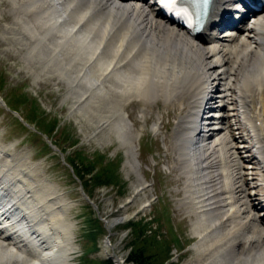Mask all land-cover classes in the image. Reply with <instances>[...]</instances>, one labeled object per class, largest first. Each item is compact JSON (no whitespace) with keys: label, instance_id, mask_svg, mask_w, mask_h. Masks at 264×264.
Returning a JSON list of instances; mask_svg holds the SVG:
<instances>
[{"label":"bare ground","instance_id":"1","mask_svg":"<svg viewBox=\"0 0 264 264\" xmlns=\"http://www.w3.org/2000/svg\"><path fill=\"white\" fill-rule=\"evenodd\" d=\"M10 1L7 33L20 45L12 56L25 48L27 72L55 75L66 84L71 113L83 112L93 133L116 138L136 176V196L147 185L125 113L131 119L136 109L143 119L148 113L146 122L168 119L157 160L169 169L164 186L175 187L167 190L173 214L162 204L152 217L188 220L195 246L187 264H264V215L254 208L257 199L264 209V10L220 38L205 31L244 19L228 16L232 0H213L195 36L161 18L156 0ZM210 99L219 115L206 118L200 109ZM229 99L232 111L220 113ZM13 148L0 144V264H74L65 201ZM127 217L113 218L109 228Z\"/></svg>","mask_w":264,"mask_h":264},{"label":"rangeland","instance_id":"2","mask_svg":"<svg viewBox=\"0 0 264 264\" xmlns=\"http://www.w3.org/2000/svg\"><path fill=\"white\" fill-rule=\"evenodd\" d=\"M11 11L12 2L0 0V82L4 86H0L2 100L0 102V144L7 147L12 145L14 147L12 153L24 154L28 161L36 166L39 178L47 180L57 187L67 205L65 213L71 222V241L74 248L71 261L74 264H80V255L87 251V248H91L92 243L86 239L85 232L88 231V225L95 219L98 221V226H102L103 234L98 240V251L88 252V254L91 258H102L106 254V248L110 255L117 257L120 264H128L125 262V256L129 248L128 237L130 235L127 236L128 230L122 225L126 221L134 220L132 218L145 215V221L151 219L153 226L158 225L157 232L161 234H158L157 238L171 240L169 259L165 264H187L193 256L195 246L188 220L185 219L181 223L180 218L172 217L168 222L165 217H162L157 222L152 217L156 210L159 213L162 204L166 205L171 212L174 205V197L167 190L173 191L175 187L164 186L169 177V169L163 161L157 160L159 155H164L165 144L161 127L168 119H155L146 122L148 113L143 119L139 110L136 109L134 112L135 124L134 119L125 113L127 123L134 136L135 163L139 171L137 172L147 185L145 192H140L136 196L134 193L136 176L125 167V150L116 138L106 131L93 133L95 125L87 121L88 117L83 112L71 113L72 103L69 98H66V84L58 80L55 75L42 74L34 77L27 72L23 59L25 48L20 49L22 52H18L17 57L12 56L13 48L17 50L20 45L16 44L12 35L7 33V28L11 26L13 19ZM230 29L232 28L225 31L235 32ZM216 32L219 34V31ZM3 36L4 38H2ZM240 40H243V37ZM196 43L200 44L199 41ZM236 43L237 40L230 45L234 46ZM201 44L203 45V42ZM213 74L215 76L216 72ZM235 78L237 79V77ZM23 91L28 97L36 100L37 110L44 111L43 118L37 116V120L30 122L25 117L23 118L20 112L13 113L12 109L9 110L5 107L6 100L4 98L7 97L5 94L9 93L10 95L16 92L20 95ZM19 106L24 108L22 105ZM233 107L229 99L228 104L221 109L220 113H230ZM214 109L213 112L217 111L216 108ZM207 112L208 110H206V114ZM155 115L159 116L157 108H155ZM53 118L59 119V124L48 138L44 127L39 124L41 122L39 120L49 123ZM234 120L235 118L232 117L231 121L234 122ZM234 135H238V132H235ZM237 146H239V142ZM75 151L84 154L89 160H94V163L102 160L105 165L107 160L114 159L115 164L118 165L116 182L109 186L93 187L90 190L91 198L87 199L88 191L84 189L83 183L76 175L74 177L71 166L65 161L66 155H74ZM247 163L250 161H244L243 165L248 166ZM251 166L250 164L247 167L249 173L254 172ZM254 184L252 183L251 187ZM262 190L264 188L261 185ZM252 191H249L251 195ZM146 199L148 200L146 209L139 214L138 209ZM94 206L97 208L95 209ZM259 208L256 209L258 212H260ZM256 210L255 214L258 215ZM123 215L128 216L124 222L108 227L110 220ZM168 223L170 224L167 225ZM105 244L109 246L107 247Z\"/></svg>","mask_w":264,"mask_h":264},{"label":"trees","instance_id":"3","mask_svg":"<svg viewBox=\"0 0 264 264\" xmlns=\"http://www.w3.org/2000/svg\"><path fill=\"white\" fill-rule=\"evenodd\" d=\"M12 102V107L18 110L19 108L22 109L26 120L30 122L37 120V116L40 118L44 117V111H38L36 108V100L29 98L25 94L19 97L15 95ZM19 105L24 106V108H21ZM27 105L29 106L27 107ZM37 111L38 113H36ZM57 120V118H53L49 123H45L44 120H39L41 121L39 124L42 125L45 132L51 136V133L56 129ZM68 159L74 168L76 177L78 179L80 178L79 180L81 182L83 181L84 188L89 194L93 187L110 185L116 182L117 164L115 163H111V165L107 162L104 165L102 160L94 163V160H89V158L78 151ZM126 226L130 228V239L128 241L130 251L127 255V262H131V264H165L167 262L169 259L168 253L171 248V240L157 238L158 234L161 233H158L157 229H153L151 221H143V219L132 220L129 221ZM92 228H95V230H92ZM102 232V226H98V221L93 219L88 225V231L85 232L86 239L92 241L95 247L97 238ZM80 264L113 263L109 259H91L83 255L80 257Z\"/></svg>","mask_w":264,"mask_h":264},{"label":"snow or ice","instance_id":"4","mask_svg":"<svg viewBox=\"0 0 264 264\" xmlns=\"http://www.w3.org/2000/svg\"><path fill=\"white\" fill-rule=\"evenodd\" d=\"M181 0H159L160 5L167 11H175L178 14L187 16L189 10L185 7H178ZM193 3L198 2V0H192ZM206 3V0H203Z\"/></svg>","mask_w":264,"mask_h":264}]
</instances>
